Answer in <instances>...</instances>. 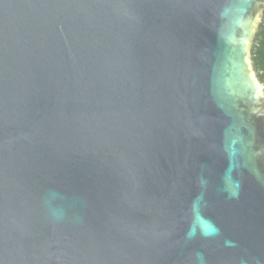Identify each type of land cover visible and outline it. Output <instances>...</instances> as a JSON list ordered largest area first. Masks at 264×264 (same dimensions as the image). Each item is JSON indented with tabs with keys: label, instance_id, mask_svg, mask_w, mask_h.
Returning a JSON list of instances; mask_svg holds the SVG:
<instances>
[{
	"label": "water",
	"instance_id": "water-1",
	"mask_svg": "<svg viewBox=\"0 0 264 264\" xmlns=\"http://www.w3.org/2000/svg\"><path fill=\"white\" fill-rule=\"evenodd\" d=\"M226 3L0 0V264H264V83Z\"/></svg>",
	"mask_w": 264,
	"mask_h": 264
},
{
	"label": "clouds",
	"instance_id": "clouds-1",
	"mask_svg": "<svg viewBox=\"0 0 264 264\" xmlns=\"http://www.w3.org/2000/svg\"><path fill=\"white\" fill-rule=\"evenodd\" d=\"M257 2L258 0H227L226 3V7L230 10L229 19L234 21L232 26L235 28L237 34H241V26H243V30L250 31V35L245 37V39L248 40V48L251 47L252 37L255 36L259 25V12L257 11L255 15H250L249 9L257 7ZM218 35L221 38L219 33ZM245 55H247V53H245ZM249 83L251 84V82ZM249 88L252 91V98L254 101L257 103L264 101V85H260L259 81L256 80L255 84ZM257 90L260 93L259 95L256 94Z\"/></svg>",
	"mask_w": 264,
	"mask_h": 264
},
{
	"label": "trees",
	"instance_id": "trees-1",
	"mask_svg": "<svg viewBox=\"0 0 264 264\" xmlns=\"http://www.w3.org/2000/svg\"><path fill=\"white\" fill-rule=\"evenodd\" d=\"M255 41L252 49L253 65L261 81H264V11Z\"/></svg>",
	"mask_w": 264,
	"mask_h": 264
},
{
	"label": "rangeland",
	"instance_id": "rangeland-1",
	"mask_svg": "<svg viewBox=\"0 0 264 264\" xmlns=\"http://www.w3.org/2000/svg\"><path fill=\"white\" fill-rule=\"evenodd\" d=\"M260 25H261V22L259 23V26H258V30H257V32H256V35L258 34V32H259V27H260ZM256 35H255V38H254V41H253V44H252V48H251V57H252V49H253V47H254V45H255V39H256ZM252 61H253V58H252ZM253 67H254V65H253ZM254 70H255V68H254ZM255 72H256V76L258 77V79L261 81V79L259 78V75H258V73H257V71L255 70ZM263 83H264V81H262Z\"/></svg>",
	"mask_w": 264,
	"mask_h": 264
},
{
	"label": "snow or ice",
	"instance_id": "snow-or-ice-1",
	"mask_svg": "<svg viewBox=\"0 0 264 264\" xmlns=\"http://www.w3.org/2000/svg\"><path fill=\"white\" fill-rule=\"evenodd\" d=\"M257 92L259 93V91L257 90ZM257 92H256V94H257ZM260 94V93H259Z\"/></svg>",
	"mask_w": 264,
	"mask_h": 264
}]
</instances>
